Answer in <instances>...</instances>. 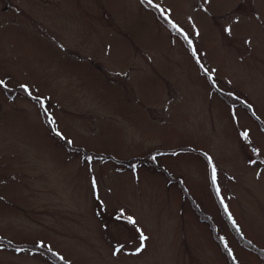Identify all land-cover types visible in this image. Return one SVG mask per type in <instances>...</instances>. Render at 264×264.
Segmentation results:
<instances>
[{
	"label": "rangeland",
	"instance_id": "1",
	"mask_svg": "<svg viewBox=\"0 0 264 264\" xmlns=\"http://www.w3.org/2000/svg\"><path fill=\"white\" fill-rule=\"evenodd\" d=\"M9 1L0 264H264V0Z\"/></svg>",
	"mask_w": 264,
	"mask_h": 264
},
{
	"label": "trees",
	"instance_id": "2",
	"mask_svg": "<svg viewBox=\"0 0 264 264\" xmlns=\"http://www.w3.org/2000/svg\"><path fill=\"white\" fill-rule=\"evenodd\" d=\"M140 1H141L145 6H147L149 9L153 10V11L158 15V18H159L164 24H166L167 26H169L171 29L174 28V29L177 31V33L179 34L180 38L185 42V45L188 46L189 49H190V51L193 53L192 49H194V47H193V45L190 44L189 41L186 39V36H185V34H184V32H183V29H181L177 24H175L174 22H172V21L170 20V18H168V17L165 15V13L162 12V9H161L160 6H158V5H157L156 3H154L153 1H152L151 4L148 3V0H140ZM173 25H175V27H173ZM208 76H211V75L209 74ZM208 80H209V79H208ZM25 88H26V87H19V89H20V91L22 92L23 95L30 96V94H29V93H30L29 90H28V91H25ZM16 92H17V90H15V93H16ZM220 92H221V94H222L223 91H220ZM223 93H224V92H223ZM13 94H14V93H13ZM33 100L36 101V102L38 103V105L41 107V110H42V113H43L44 119H45V121H46V125L48 126L50 132H51L52 135L54 136V134H55L56 132H55L53 126H52L51 121L49 120L48 115L46 114L45 109L43 108V106H42V104H41L42 100L39 99V98H35V97L33 98ZM235 100H236V103H238V104H240V105H244V106L246 105V103H245L242 99L235 98ZM59 140H60L61 142L65 143V145H66L68 148H70V149H74L72 146L69 145V144H70L69 142L62 140L61 138H59ZM78 151H80V150H78ZM157 153H161V151H158V152L152 153V154L150 155V158H151L152 160H154L153 157H155ZM83 155L86 156V158L94 157V158H96V159H100V158H101V159H105V157H107L106 159H112L111 157H108V156H105V157H103V156H97V155H95V154H87V153H85V152H84ZM87 155H88V156H87ZM206 157H207V156H206ZM152 160H149V163H152V164H153V161H152ZM145 163H146V162H145ZM215 190H216V188H215ZM216 191H217V190H216ZM217 199H218V202H219V204H220L221 198H220L219 196H217ZM221 209H222V212H223V215H224V213H225V206H224V204L222 205ZM224 217H225V215H224ZM235 233L238 234L239 232H236V231H235ZM236 234H235V235H236ZM238 235L241 237L240 234H238ZM236 236H237V235H236ZM237 237H238V236H237ZM241 240H242V239H241ZM5 243L9 244L8 241H6ZM10 245H11L12 247H17V248H21V249L26 248V247H24V246H22V245H19V246L16 245V244H13V245H12L11 243H10ZM38 247H40V246H38V245H36V246H34V247L30 246L31 249L38 250L39 252H43L44 254H45L46 252L52 253V254H53V256H52L53 261H55V262L58 263V264H59V263H60V264H67V262H65V261L62 259V257H61L59 254H57L56 252L51 251V250H49V249L47 250L46 248H43V247L39 249Z\"/></svg>",
	"mask_w": 264,
	"mask_h": 264
},
{
	"label": "snow or ice",
	"instance_id": "3",
	"mask_svg": "<svg viewBox=\"0 0 264 264\" xmlns=\"http://www.w3.org/2000/svg\"><path fill=\"white\" fill-rule=\"evenodd\" d=\"M148 3L151 4V3H152V0H148ZM173 27H175V25H173ZM189 43H190V41H189ZM206 71H207V70H206ZM209 79L211 80V76H209ZM2 83H3V82L0 81V84H2ZM25 91H28V89L25 88ZM41 104H42V102H41ZM42 106H43V105H42ZM57 135H60V133L57 132ZM243 136H244L245 138H247L248 133H247V132H244V133H243ZM69 143H71V142H69ZM173 155H176V153H173ZM88 159L90 160L91 157H89ZM208 162H209L210 165L212 164V160H211V158H209V161H208ZM216 175H217V170H216L215 167H212V169H211V180H212V184H213L214 186L216 185ZM93 187H95V181L93 182ZM219 194H220V190H219V188H217V195L219 196ZM221 203L223 204V201H221ZM227 211H228V209H227V207H225V212H227ZM229 219L232 220V217L229 216ZM129 220L131 221V217H129ZM232 223H233V227L236 229V231L239 232L240 229H239V227L236 225V222H235V221H232ZM145 239H147V238H146V237H143V236L141 237V245H140L139 248H137V250H136L137 253H139V252L142 251V249H143V247H144L143 241H144ZM221 239L223 240V238H221ZM225 247H226V248L228 247L227 244H225ZM117 251H119V250H117ZM113 254L115 255L116 253L114 252ZM229 255H230V256L232 255V252H231L230 250H229Z\"/></svg>",
	"mask_w": 264,
	"mask_h": 264
},
{
	"label": "flooded vegetation",
	"instance_id": "4",
	"mask_svg": "<svg viewBox=\"0 0 264 264\" xmlns=\"http://www.w3.org/2000/svg\"><path fill=\"white\" fill-rule=\"evenodd\" d=\"M17 2L19 3V5H21V6H24V7H26V8H28V7H31V6H33L32 5V2H33V0H17ZM0 3H1V5H0V8H2L1 10H2V13H4V12H6V8H10L11 7V4H12V1H9V0H0ZM4 4V5H3ZM7 4V5H6ZM31 5V6H30ZM11 8H18L17 6H15V5H13L12 4V7ZM17 10V9H16ZM42 17L43 18H46V8H44L43 9V11H42ZM2 24V23H1ZM4 27V25L2 24L1 26H0V29H2ZM16 28V27H15ZM1 31V30H0ZM0 81H2L3 83L2 84H0V86L2 87V88H5V89H7V90H11V91H15L16 89L15 88H12V87H8L7 86V84H5V82L3 81V80H1L0 79ZM17 86H19V85H17ZM20 87H25L24 85H20Z\"/></svg>",
	"mask_w": 264,
	"mask_h": 264
}]
</instances>
